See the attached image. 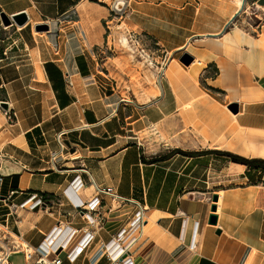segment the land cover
Segmentation results:
<instances>
[{
  "label": "crops",
  "instance_id": "obj_1",
  "mask_svg": "<svg viewBox=\"0 0 264 264\" xmlns=\"http://www.w3.org/2000/svg\"><path fill=\"white\" fill-rule=\"evenodd\" d=\"M101 3L0 2L7 15L26 11L30 17L0 37V222L34 249L59 221L85 227L84 219L63 214L71 211L64 190L80 175L88 184L84 198L99 194L97 188H112L125 199L99 194L106 217L92 253L128 226L137 210L132 201H138L147 222L132 250L136 264H264V169L234 162L238 181L220 190L221 196L214 193L219 204H209L199 192L203 169L213 165L205 160L210 153L264 159V14H253L247 0L248 11L227 28L241 8L232 0H126L117 11L121 17L115 5ZM72 14L76 18L59 20ZM43 22L56 26L39 33L36 26ZM134 39L149 50L127 46L114 53V44ZM189 44L201 63L186 68L179 60ZM165 55L172 56L170 74L158 100L146 106L144 92L123 96L125 82H146L149 71L164 67ZM233 103L238 113L229 109ZM173 116L181 127L170 142L182 150L202 143L207 155L149 161L145 134ZM58 140L65 148L53 165ZM35 193L65 207L53 205L48 212L20 206ZM10 196L16 213L3 201ZM213 204L216 225L209 223ZM122 211L124 219L117 217ZM83 238L80 233L76 242ZM37 257L25 256L26 264Z\"/></svg>",
  "mask_w": 264,
  "mask_h": 264
},
{
  "label": "built area",
  "instance_id": "obj_2",
  "mask_svg": "<svg viewBox=\"0 0 264 264\" xmlns=\"http://www.w3.org/2000/svg\"><path fill=\"white\" fill-rule=\"evenodd\" d=\"M118 9H120L119 5L115 4L113 12L116 14ZM237 16L233 17L231 24H233L234 19H238ZM229 26L230 23L227 28ZM136 40L140 43V39ZM161 71V74L164 75L165 71L163 67ZM68 84H73L69 76ZM122 102L131 103V100L123 98ZM59 144L60 149L52 151L53 165L59 157L60 152L65 148L60 141ZM91 182L93 184V181ZM87 186L86 181L80 175H77L64 190L71 211H66L63 214H66L69 218L78 216L84 219L86 223L85 227L78 228L73 222L63 223L59 221L46 236L43 243L34 249L32 257L34 255L38 257L29 264H78L81 259L89 260L90 264H136L132 250L147 222L145 209H143V206L138 201H132L136 204L137 210L128 226L122 227L110 241L101 243L96 251L92 253L93 242L97 238L103 219L106 217L103 211L105 203L99 194H108L111 196L112 201L125 199L115 193L112 188H97L99 194L90 198H84L82 194L86 191ZM11 194H14V191ZM3 201L9 205L10 212L16 213V207L11 202V196L4 197ZM53 205H59L61 208L65 207L64 202L48 200L43 195L35 193L20 206L27 208L29 211L45 210L49 212V208ZM50 213L52 214L53 210H50ZM69 233L71 234L70 237ZM80 233H84V238L77 243L76 240ZM45 244L46 247L44 248ZM190 249H197L196 237L192 240ZM18 253H24L26 258L30 259L23 236L12 233L7 223L0 222V264H12L10 257Z\"/></svg>",
  "mask_w": 264,
  "mask_h": 264
},
{
  "label": "rangeland",
  "instance_id": "obj_3",
  "mask_svg": "<svg viewBox=\"0 0 264 264\" xmlns=\"http://www.w3.org/2000/svg\"><path fill=\"white\" fill-rule=\"evenodd\" d=\"M92 1L96 3H101L102 1H104V2L111 3L113 6L115 4H118L120 7L123 5H126V0H92ZM255 2H258V3L256 5H253ZM249 5L252 6L253 8V9L251 8L250 11L251 12L255 11V13L253 14H257L259 17H263L261 16V14L262 13L264 14V10H263L264 0H249ZM122 9L123 8H120L119 10H122ZM1 12L2 10L0 9V23L2 25V27L0 28V37L10 36L12 34V28L9 25H7L8 28H5L4 26L5 24L3 23V20L1 18ZM117 13H119L118 14L119 17H121L122 14L124 15L123 12H117ZM75 15L76 14H72L70 17H67V15H64L63 17H59V20L64 21L69 18H76ZM263 18H259L260 20H257V21L262 22ZM40 24H49L52 27V29L55 28L56 26L55 24L52 26V24L49 22H43ZM37 32L47 33L49 31H37ZM128 42L129 41H127V43ZM127 43L126 44L120 43L121 45H118V46L114 44L113 50L115 49L116 50L115 52L114 51L113 52L116 53L117 47H118L119 52L122 49L126 50L127 46L129 47V49H132L131 47H133L137 52L139 49H140L139 51L149 50V48L146 47V45H142L141 41L140 43H138L136 39H134L132 42L128 44ZM151 46L150 48H152ZM114 47L116 48L114 49ZM136 48H139V49L137 50ZM168 60H169V56L165 55L163 60L160 63L161 64L160 66L165 65L164 61L166 63V61ZM195 60L196 59H194V61ZM179 61L186 68L191 66L194 62L193 61L190 65H185L181 60ZM161 70L162 68L159 67V68H155L149 71L151 74H150V77H148V79L146 80V82H142V83L135 82V81H134L135 83L125 82L124 88L126 89L125 91H122L123 96L132 97V95L134 96V95H138L144 92L146 95H148L147 96L148 98L145 101L146 106L154 103L156 100H158L160 94L162 93L161 87L163 86V81L165 80V74L162 75ZM142 84L143 85L146 84V86L149 88L150 91L145 92L139 89L141 88L140 85ZM128 89L131 91H128ZM136 90L137 91L141 90V91L137 92ZM210 92L219 97V93L217 91L211 90ZM158 126L159 125H156V126H153L151 129H149L144 137L145 139L143 141V147L147 153L146 155L149 158V161L153 162V161H158L162 159H167V158H170L173 154H179V156L184 155L182 152H176L177 150L196 153L194 155H199V154L201 155V154L209 153L207 152V145H203L202 143H198V144L191 143L190 145L187 146L188 147L186 148L187 150H182L181 148H176L175 144L170 142V138L173 136V134L178 133V129L181 127L179 120L175 116H173L171 119H168L164 124L160 125L159 127ZM184 140H186V143H190V140H191L190 136H187ZM182 147H185V146L182 145ZM205 160H208V164H211L212 162L213 165H209L207 168H205L206 169L205 172L203 169V172H202L203 175L201 176V179L203 181L200 182L199 184V188H200L199 192H200V195L204 197L206 201L210 204L213 202V195L215 192L223 190L227 185H231L235 183L236 181H238L237 178L239 177L240 167L235 166L234 161H232L230 157L225 156V155H219L213 152L210 153L209 156L205 158ZM203 164H207V163L203 162ZM122 212L123 213L120 212L117 214V217H119L120 219H124L126 217L127 212H124V211ZM114 215L115 214L111 215V217ZM142 239L141 241H143ZM10 261L12 264H26L25 256L22 253L12 255L10 257Z\"/></svg>",
  "mask_w": 264,
  "mask_h": 264
},
{
  "label": "water",
  "instance_id": "obj_4",
  "mask_svg": "<svg viewBox=\"0 0 264 264\" xmlns=\"http://www.w3.org/2000/svg\"><path fill=\"white\" fill-rule=\"evenodd\" d=\"M1 18H2L3 23L5 25H11V24L15 23L18 26H24L30 19L29 14L26 11L16 13L12 16H9L4 11H2L1 12ZM36 30L37 31H49V32L53 31L52 27L49 24H38L36 26ZM180 60L185 65H190L194 61V57L190 53L187 52V53H184L182 55ZM229 109L234 113H238L239 105L237 103H233V104L229 105ZM218 200H219V195L214 194L213 201L218 202ZM211 210L213 213L210 215L209 223L216 225L218 223V216L214 212L217 211V205L213 204Z\"/></svg>",
  "mask_w": 264,
  "mask_h": 264
},
{
  "label": "bare ground",
  "instance_id": "obj_5",
  "mask_svg": "<svg viewBox=\"0 0 264 264\" xmlns=\"http://www.w3.org/2000/svg\"><path fill=\"white\" fill-rule=\"evenodd\" d=\"M232 1H234L239 7H241L240 8V11H238L237 12V17H240V15L243 13V11L242 10H244V12H246V11H248V3H247V0H232ZM117 11H121V10H117ZM232 20H233V18H231V20H230V26H233L234 24H236V21L237 20H235L234 19V22H233V24H231L232 23ZM240 33L242 34V36H243V34L245 35L246 33L244 32V31H240ZM214 37H217L218 38V36H215L214 35ZM220 39V38H219ZM225 41V39L223 40V39H220V40H218V42H219V44L220 45H223V42ZM260 42H263L264 43V37H263V39H261L260 40ZM187 49H188V51L189 52H192V51H195L194 50V48H193V46L192 45H187ZM200 57H198L195 61H194V63L192 64V65H196L197 63H201V59H199ZM171 61H172V56L171 57H169V60L168 61H166V63H165V66L163 67V69H164V71H165V73H167V75L168 74H170V69H169V65H170V63H171ZM222 193H223V191H219L218 192V194L221 196L222 195ZM217 204H219V202H217ZM215 214H216V212H214ZM71 236V234L69 233V237ZM26 245H27V251H28V255H29V257L31 258L32 257V255L34 254V248L32 247V246H30L29 244H27L26 243ZM44 248L46 247V244L43 246ZM46 258V257H45Z\"/></svg>",
  "mask_w": 264,
  "mask_h": 264
},
{
  "label": "trees",
  "instance_id": "obj_6",
  "mask_svg": "<svg viewBox=\"0 0 264 264\" xmlns=\"http://www.w3.org/2000/svg\"><path fill=\"white\" fill-rule=\"evenodd\" d=\"M176 152H182L184 155H191L193 156L196 153H192V152H186V151H181V150H177ZM217 152L218 154H222L225 156L230 157V159L236 163H240V164H244L247 165L248 167H254V168H263L264 169V159H260V158H246L234 153H230V152H226V151H214Z\"/></svg>",
  "mask_w": 264,
  "mask_h": 264
}]
</instances>
